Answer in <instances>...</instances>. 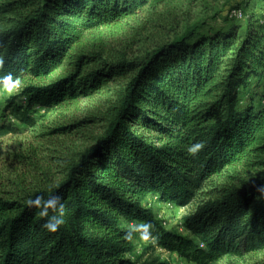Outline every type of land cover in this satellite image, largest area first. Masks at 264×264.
<instances>
[{
    "label": "trees",
    "instance_id": "16d2710c",
    "mask_svg": "<svg viewBox=\"0 0 264 264\" xmlns=\"http://www.w3.org/2000/svg\"><path fill=\"white\" fill-rule=\"evenodd\" d=\"M198 1L0 0V76L20 81L6 113L33 124L36 108L102 101L87 120L100 130L63 158L60 178L0 191V264H132L133 226L144 223L158 245L196 264L264 251V13L245 0L233 7L245 28L205 29L220 15L214 9L141 55H107L111 35L148 26L144 13L152 20L166 4ZM77 125L49 135L71 138ZM198 142L204 148L190 154ZM149 193L182 206L206 197L183 217L190 235L162 226L143 204ZM54 194L65 224L49 232L26 202Z\"/></svg>",
    "mask_w": 264,
    "mask_h": 264
},
{
    "label": "rangeland",
    "instance_id": "374dc122",
    "mask_svg": "<svg viewBox=\"0 0 264 264\" xmlns=\"http://www.w3.org/2000/svg\"><path fill=\"white\" fill-rule=\"evenodd\" d=\"M245 0H199L196 6L189 7L186 2L181 9L169 7L166 4L154 13L151 20L146 12L143 14L142 24H148L139 34L132 25L118 31L107 40V55L118 56L124 52L128 57L141 55L150 49L161 38L175 33L178 26L193 23L201 16L214 13V9L220 12L216 19H209V25L205 29H226L235 23L246 27L243 16L237 15L233 7ZM179 3V2H176ZM204 5H208V12L204 11ZM206 8V9H207ZM212 8V10H210ZM249 9L259 17L264 13V1L249 0ZM173 12V15L171 12ZM188 12V13H187ZM236 16L238 19L231 17ZM135 25V24H134ZM139 38V39H138ZM264 88V83L261 85ZM19 87L14 86L12 91L0 86V191L14 190L17 186L37 187L47 185L51 179L60 178L65 157L70 152L80 151L91 144L94 131L100 128L93 127L95 123L87 120L92 119L101 111L102 101L100 98L83 99L75 107L69 108H36L33 112V124H27L7 112L8 100L18 95ZM23 100L20 98V101ZM78 123L72 126L71 131H76L70 138L67 135H49L55 127ZM208 189V188H206ZM204 189V191H207ZM201 195L198 199L182 206L175 203L161 202L152 193L144 197L145 207L152 209L162 226L182 236L190 235L184 226L183 217L196 211L198 204L205 201ZM135 228L133 235L134 250L128 254L132 264H141L152 258L169 261L171 264H196L178 253H172L158 245L149 230V238H141L144 232L142 227ZM215 264H264V251L243 252L242 254H228L223 256Z\"/></svg>",
    "mask_w": 264,
    "mask_h": 264
},
{
    "label": "clouds",
    "instance_id": "9594fccd",
    "mask_svg": "<svg viewBox=\"0 0 264 264\" xmlns=\"http://www.w3.org/2000/svg\"><path fill=\"white\" fill-rule=\"evenodd\" d=\"M4 64L3 58H0V67ZM20 83L19 79H13V74L8 73L6 75L0 76V86H3L8 91H12L14 86H18ZM203 142L195 143L188 147L187 151L195 155L198 151L204 148ZM258 192L264 194V185L260 186ZM27 205L30 208H35L37 210V215L42 218H47L43 227L49 232H56L63 224H65L66 216V204L63 197L59 194H54L49 198L45 199L42 196H36L35 199H28ZM144 229L141 233V238H149V230L153 227L150 223H144L140 225ZM135 231V228L133 229ZM127 238H130V234Z\"/></svg>",
    "mask_w": 264,
    "mask_h": 264
},
{
    "label": "built area",
    "instance_id": "2783aa9c",
    "mask_svg": "<svg viewBox=\"0 0 264 264\" xmlns=\"http://www.w3.org/2000/svg\"><path fill=\"white\" fill-rule=\"evenodd\" d=\"M237 15H239V16H242V12H241V10H236V12H235ZM236 15V16H237Z\"/></svg>",
    "mask_w": 264,
    "mask_h": 264
}]
</instances>
